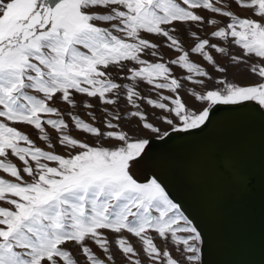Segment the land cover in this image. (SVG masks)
<instances>
[{"label": "snow or ice", "instance_id": "obj_1", "mask_svg": "<svg viewBox=\"0 0 264 264\" xmlns=\"http://www.w3.org/2000/svg\"><path fill=\"white\" fill-rule=\"evenodd\" d=\"M223 113L264 118V0H0V264H206L134 173Z\"/></svg>", "mask_w": 264, "mask_h": 264}, {"label": "water", "instance_id": "obj_2", "mask_svg": "<svg viewBox=\"0 0 264 264\" xmlns=\"http://www.w3.org/2000/svg\"><path fill=\"white\" fill-rule=\"evenodd\" d=\"M153 173L206 231V264H264V118L223 113L203 132L156 143L135 176Z\"/></svg>", "mask_w": 264, "mask_h": 264}, {"label": "rangeland", "instance_id": "obj_3", "mask_svg": "<svg viewBox=\"0 0 264 264\" xmlns=\"http://www.w3.org/2000/svg\"><path fill=\"white\" fill-rule=\"evenodd\" d=\"M230 78H231V74H230ZM237 79H239V77H237ZM58 151H62V149H57ZM141 182V181H140ZM144 182V181H142Z\"/></svg>", "mask_w": 264, "mask_h": 264}, {"label": "bare ground", "instance_id": "obj_4", "mask_svg": "<svg viewBox=\"0 0 264 264\" xmlns=\"http://www.w3.org/2000/svg\"><path fill=\"white\" fill-rule=\"evenodd\" d=\"M158 167H159V165H158ZM137 171H138V170H137ZM137 171H136V172H137ZM134 174H135V173H134ZM138 175H139V174H138ZM141 182H142V181H141Z\"/></svg>", "mask_w": 264, "mask_h": 264}]
</instances>
